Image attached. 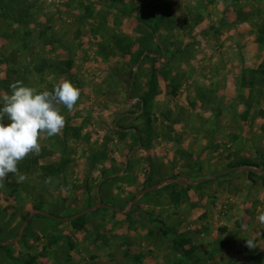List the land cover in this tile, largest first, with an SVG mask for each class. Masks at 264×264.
Instances as JSON below:
<instances>
[{
  "label": "rangeland",
  "instance_id": "obj_1",
  "mask_svg": "<svg viewBox=\"0 0 264 264\" xmlns=\"http://www.w3.org/2000/svg\"><path fill=\"white\" fill-rule=\"evenodd\" d=\"M169 1L0 0V96L80 90L0 180V264H264V0Z\"/></svg>",
  "mask_w": 264,
  "mask_h": 264
},
{
  "label": "clouds",
  "instance_id": "obj_2",
  "mask_svg": "<svg viewBox=\"0 0 264 264\" xmlns=\"http://www.w3.org/2000/svg\"><path fill=\"white\" fill-rule=\"evenodd\" d=\"M10 93L0 96V180L18 171L17 165L29 153L39 154L42 133L58 135L65 124L60 105L71 111L79 99L80 90L70 80L54 85L51 91H38L20 81L9 84ZM26 179L17 177V182ZM264 226V212L257 216ZM249 247L254 242L247 240Z\"/></svg>",
  "mask_w": 264,
  "mask_h": 264
},
{
  "label": "crops",
  "instance_id": "obj_3",
  "mask_svg": "<svg viewBox=\"0 0 264 264\" xmlns=\"http://www.w3.org/2000/svg\"><path fill=\"white\" fill-rule=\"evenodd\" d=\"M96 1H99V0H96ZM124 1H127V0H124ZM162 1H164V2H168L169 0H156V1H154V0H132V2H133V6L134 7H136V12L137 13H140V11L142 12V11H144V10H146V11H153L156 7H158V5H159V3L160 2H162ZM198 1H202V0H198ZM170 3H172L171 4V6H172V8H174V9H176L177 10V8H176V4H175V1L174 0H170L169 1ZM204 2H206V0L204 1ZM103 4H102V6L101 5H98L97 6V8H100V7H102V8H106L107 6H109V5H106V2H102ZM203 3V2H202ZM246 3H248V5H246L245 6V8H244V10L245 9H249V10H247L248 11V13H250L253 9H255V6L254 5H256V4H254L253 3V1L251 2V3H249V2H246ZM223 4V3H222ZM207 5H209V0H208V4ZM213 5H215V4H210L209 5V11L213 8ZM217 5V4H216ZM91 6V5H90ZM96 6V5H95ZM220 6H221V4H219V6H218V8H220ZM196 7V6H195ZM216 7V6H215ZM108 8V7H107ZM198 8H200V7H198ZM224 8V7H223ZM222 8V9H223ZM206 9V8H205ZM222 11V10H221ZM121 14V13H120ZM222 13L219 15V21L221 22V20L223 19V18H221L222 16ZM223 15H224V13H223ZM119 17H122L121 19H119L120 20V22H118L119 24H121L120 26H123V25H127V24H129L130 23V21H133V19L134 18H132V17H127V16H122V14L119 16ZM139 17V16H138ZM217 19V18H216ZM236 20V19H235ZM216 21V20H215ZM232 21V20H231ZM145 22H147L146 20H145ZM233 22V21H232ZM132 23V22H131ZM147 23H149V22H147ZM236 24H238V25H236V26H240L242 23L240 22V23H236ZM240 24V25H239ZM235 26V27H236ZM207 29V28H206ZM204 30V33H206L207 32V30ZM234 30V27H232V29L230 30L231 32ZM131 30H129V29H124V28H120L119 29V32H118V35H123V33H125V35H129L131 32H130ZM211 33H212V31H211ZM131 35V34H130ZM209 36H210V34H209ZM206 37H208V36H206ZM211 38V37H210ZM2 243H6V242H2ZM78 245H81V244H78ZM123 245H130V244H123ZM137 247H141L140 246V244H135ZM132 246V245H131ZM130 247V246H129ZM256 264L258 263V262H255Z\"/></svg>",
  "mask_w": 264,
  "mask_h": 264
},
{
  "label": "trees",
  "instance_id": "obj_4",
  "mask_svg": "<svg viewBox=\"0 0 264 264\" xmlns=\"http://www.w3.org/2000/svg\"><path fill=\"white\" fill-rule=\"evenodd\" d=\"M41 212H42L41 214H47V212H45V211H41ZM85 214H86L85 212H80V213H77V214L69 215L68 217L67 216L66 217H59V216H57L56 214H53V213L48 214V215L51 216L52 218H57V219H73V218L80 219ZM0 243H2V242H0ZM6 243H8V242H6ZM6 246H8V245H5L4 247H6Z\"/></svg>",
  "mask_w": 264,
  "mask_h": 264
}]
</instances>
